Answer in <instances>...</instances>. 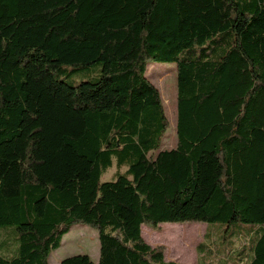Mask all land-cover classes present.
I'll use <instances>...</instances> for the list:
<instances>
[{
    "label": "trees",
    "instance_id": "16d2710c",
    "mask_svg": "<svg viewBox=\"0 0 264 264\" xmlns=\"http://www.w3.org/2000/svg\"><path fill=\"white\" fill-rule=\"evenodd\" d=\"M150 63L177 68L171 150ZM186 223L259 225L234 264H264V0H0V228L18 244L0 264H50L75 225L100 259L61 264H176L142 226Z\"/></svg>",
    "mask_w": 264,
    "mask_h": 264
},
{
    "label": "rangeland",
    "instance_id": "374dc122",
    "mask_svg": "<svg viewBox=\"0 0 264 264\" xmlns=\"http://www.w3.org/2000/svg\"><path fill=\"white\" fill-rule=\"evenodd\" d=\"M102 63L90 66L65 67L61 73H56V78L64 80L71 85H78L83 81H94L101 76ZM148 79L159 90L165 112L169 122V128L163 142L162 150H171L177 145V68L172 64L150 63L147 71ZM116 169L110 170L104 177V181L112 179ZM259 225L234 226L229 231L217 227L209 229L205 223L186 224H162L158 228L142 226V237L152 248H164L165 263L176 264H201L199 245H206L212 249L216 258L228 261L230 264L238 263L237 252L245 247L249 253V235L259 230ZM14 228H0V253L11 258L17 251ZM211 232L210 237L206 234ZM229 233L232 234L229 236ZM228 238V242H225ZM233 240L231 252L229 242ZM204 253L205 250L203 249ZM76 255H88L94 262L100 259V242L96 229L84 225H75L71 232L64 237L60 249L54 251L50 257V264H61L69 257Z\"/></svg>",
    "mask_w": 264,
    "mask_h": 264
}]
</instances>
